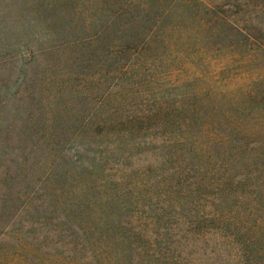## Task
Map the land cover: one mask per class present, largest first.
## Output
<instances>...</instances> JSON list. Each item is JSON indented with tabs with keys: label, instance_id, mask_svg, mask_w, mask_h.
Listing matches in <instances>:
<instances>
[{
	"label": "rangeland",
	"instance_id": "374dc122",
	"mask_svg": "<svg viewBox=\"0 0 264 264\" xmlns=\"http://www.w3.org/2000/svg\"><path fill=\"white\" fill-rule=\"evenodd\" d=\"M51 1V84L17 43L0 59V264H264V38L221 46L183 14L83 76V0Z\"/></svg>",
	"mask_w": 264,
	"mask_h": 264
},
{
	"label": "trees",
	"instance_id": "16d2710c",
	"mask_svg": "<svg viewBox=\"0 0 264 264\" xmlns=\"http://www.w3.org/2000/svg\"><path fill=\"white\" fill-rule=\"evenodd\" d=\"M3 1L7 5L6 10L9 11V8L15 6L18 12L12 25L7 26L0 21V59L5 60L7 52H10L16 43L22 48L20 52L23 57L30 59L40 57L43 78L38 84L44 90V87L51 84V80L55 78L56 61L51 55L60 48L56 42L62 37L58 33V27L53 25L49 17L56 10V3L51 0ZM183 14L199 23L203 38H206L203 40L213 39L221 46L239 48L251 44V41L259 45V39L264 38V0H83V38L73 41L74 47L79 51L78 57L83 54V76L84 71L95 61L99 63L113 61L123 50L122 46H116V43L127 44L137 40L135 29L137 32L138 28H147L152 23L155 31L161 28L163 31L170 19L181 17ZM43 20L46 21L45 31L41 33L36 27L37 23ZM155 31L154 34L158 35ZM154 37L151 36L148 40H153ZM21 42L25 44L21 46ZM254 50L251 51L253 58ZM257 50L264 60L262 44ZM24 63L25 65L20 63L18 67L16 81L17 84L25 85V91L30 93L37 78L32 69L28 70V63ZM47 71L50 73L46 74ZM0 88L6 97L10 90L9 86L1 85ZM28 96L31 94H27ZM31 101L34 99H29L22 122L24 127L19 137L22 144L26 142L25 138L31 139L33 136L31 120L35 119L36 114L33 115L34 104ZM2 106L8 108L5 100ZM13 112L15 110L9 108L7 116L10 113L16 114ZM6 118L0 113L1 122L6 121ZM42 139L43 136L40 140ZM37 147L38 145H35L34 149ZM0 150H3L2 147ZM20 150L23 151L24 147ZM111 228L107 224L103 227L107 230Z\"/></svg>",
	"mask_w": 264,
	"mask_h": 264
}]
</instances>
